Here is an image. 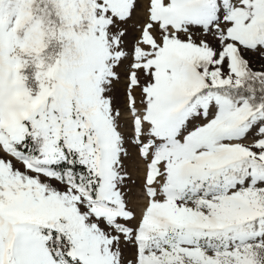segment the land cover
Wrapping results in <instances>:
<instances>
[{
  "label": "snow or ice",
  "instance_id": "obj_1",
  "mask_svg": "<svg viewBox=\"0 0 264 264\" xmlns=\"http://www.w3.org/2000/svg\"><path fill=\"white\" fill-rule=\"evenodd\" d=\"M0 264H264V0H0Z\"/></svg>",
  "mask_w": 264,
  "mask_h": 264
}]
</instances>
